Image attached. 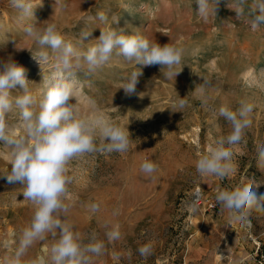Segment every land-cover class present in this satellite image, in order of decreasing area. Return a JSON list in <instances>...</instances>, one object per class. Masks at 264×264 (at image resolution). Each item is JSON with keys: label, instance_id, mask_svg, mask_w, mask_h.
Here are the masks:
<instances>
[{"label": "rangeland", "instance_id": "374dc122", "mask_svg": "<svg viewBox=\"0 0 264 264\" xmlns=\"http://www.w3.org/2000/svg\"><path fill=\"white\" fill-rule=\"evenodd\" d=\"M34 1L39 4L34 8L39 27L55 23L80 50L94 43L90 41L106 26L97 18L98 12L109 19L117 16L112 27L124 28L128 35L186 50L175 79L165 78L159 65H136L115 51L95 73H76L77 94L71 103L79 115L87 117L98 109L131 134L127 152L88 154L68 166L72 183L65 200L67 222L85 242L95 233L105 245L92 264H264V212L254 210L252 226L242 228L229 221L215 199L218 188L264 181V172L256 166L257 146L264 144V25L251 27L253 0H246L239 18L231 9L235 0H220L216 14L206 19L198 14L196 0ZM35 20L22 19L10 0H0V61L11 56L23 66L39 99L43 79H49L55 69L51 63L42 69L33 57L37 51L51 55L50 49L41 48L23 32L22 25ZM90 29L91 36L80 43L81 30ZM133 70H141L142 75L136 94L126 96L119 88ZM179 96L188 101L184 109L174 107ZM241 100L254 107L251 126L242 141L232 146L234 172L224 179L200 176L196 160L231 131L219 108L235 110ZM7 123L10 135L24 134L19 110L8 114ZM10 153V146L0 142V264L14 256L34 212L23 198V186L9 184L2 176L11 170ZM145 160L157 165L151 175L141 171ZM198 190L204 201L217 204L215 209L195 202ZM254 190L264 193V183L254 185ZM92 203L99 204L97 212L88 207ZM116 225L119 238L109 241L106 232ZM53 242L50 233L34 242L21 257L22 264L33 259L40 264L41 257L48 264ZM145 244L151 245V252L141 256L138 249Z\"/></svg>", "mask_w": 264, "mask_h": 264}, {"label": "clouds", "instance_id": "9594fccd", "mask_svg": "<svg viewBox=\"0 0 264 264\" xmlns=\"http://www.w3.org/2000/svg\"><path fill=\"white\" fill-rule=\"evenodd\" d=\"M196 3L198 14L206 19L210 13L216 14L220 0H196ZM10 4L22 19L35 20L34 8L38 4H33L32 0H10ZM245 4L246 0H235L231 6L237 18L244 15ZM249 14L253 29L264 25V0H253ZM97 18L106 26L100 28L99 37L91 40L94 43H90L86 50H80L67 40L55 23L39 27L35 20V23L23 25L28 38L51 51V55L48 51H37L33 57L42 69L43 65L50 63L55 69L49 79H43L44 90L39 99L29 87L31 83L23 66L11 56L0 61V142L11 148V170L2 176L9 184L22 185L24 200L34 206L31 221L22 230L19 247L5 264H22L21 257L33 243L45 239L49 233L54 242L49 248L48 264H92L93 257L103 254L105 245L95 233L85 242L67 222L69 207L65 200L72 183L68 166L88 154L127 152L131 134L127 127L120 126L98 109L87 117L79 115L76 104L71 103L77 94L76 73H95L108 64L114 51L136 65H159L165 78L175 79L182 71L184 48L172 43L160 45L139 34L128 35L124 28L112 27L118 22L117 16L112 15L109 19L104 12H98ZM91 34L92 29L81 30L79 42L83 43ZM141 75V70H133L119 89H123L126 96L136 94ZM17 89L19 94L14 96L13 91ZM142 94L139 95L143 97ZM92 104L95 107L94 101ZM187 104L188 101L180 97L174 107L184 109ZM253 107V104L241 100L235 110L228 106L219 108V115L230 123L231 131L227 136L219 137L215 146H210L196 160L195 169L200 176L224 179L234 172L232 146L242 141L245 130L251 126ZM14 109L19 110L24 125V134L18 138L9 134L7 123V116ZM256 152V166L264 172V144L258 145ZM140 167L148 175L157 170V165L148 160ZM260 183L253 181L217 189L215 199L228 213L230 222L250 228L252 212H264V193L254 190V185L258 188ZM88 207L92 212L99 210L96 203ZM119 235V225L106 232L109 241L118 239ZM138 251L141 256H147L151 245L145 244ZM30 264H38V261L33 259Z\"/></svg>", "mask_w": 264, "mask_h": 264}, {"label": "built area", "instance_id": "2783aa9c", "mask_svg": "<svg viewBox=\"0 0 264 264\" xmlns=\"http://www.w3.org/2000/svg\"><path fill=\"white\" fill-rule=\"evenodd\" d=\"M194 200H195V202L198 205H200L201 203H204V205L206 206L207 209L213 210L217 206V204L213 200H211V199H206L204 201V199H203V193L201 191L199 193V190L197 192H195V198H194ZM251 226H252V220H251ZM253 240L256 241L255 238H253ZM257 245H260V244L258 243Z\"/></svg>", "mask_w": 264, "mask_h": 264}, {"label": "bare ground", "instance_id": "6f19581e", "mask_svg": "<svg viewBox=\"0 0 264 264\" xmlns=\"http://www.w3.org/2000/svg\"><path fill=\"white\" fill-rule=\"evenodd\" d=\"M33 4H36V2L34 1L33 2ZM39 5V4H38ZM22 25V24H21ZM23 26V25H22ZM248 74H250L251 73V70H249L248 72H247ZM252 73H253V71H252ZM200 193V192H199ZM42 258V257H41ZM40 258V264H43V259H41Z\"/></svg>", "mask_w": 264, "mask_h": 264}]
</instances>
